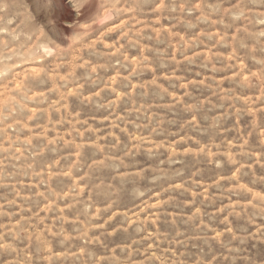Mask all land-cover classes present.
I'll use <instances>...</instances> for the list:
<instances>
[{
    "label": "rangeland",
    "instance_id": "374dc122",
    "mask_svg": "<svg viewBox=\"0 0 264 264\" xmlns=\"http://www.w3.org/2000/svg\"><path fill=\"white\" fill-rule=\"evenodd\" d=\"M0 264H264V0H0Z\"/></svg>",
    "mask_w": 264,
    "mask_h": 264
}]
</instances>
